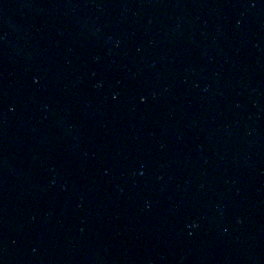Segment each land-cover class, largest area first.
I'll return each instance as SVG.
<instances>
[{
	"label": "water",
	"instance_id": "water-1",
	"mask_svg": "<svg viewBox=\"0 0 264 264\" xmlns=\"http://www.w3.org/2000/svg\"><path fill=\"white\" fill-rule=\"evenodd\" d=\"M0 264H264V0H0Z\"/></svg>",
	"mask_w": 264,
	"mask_h": 264
}]
</instances>
